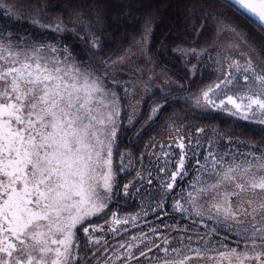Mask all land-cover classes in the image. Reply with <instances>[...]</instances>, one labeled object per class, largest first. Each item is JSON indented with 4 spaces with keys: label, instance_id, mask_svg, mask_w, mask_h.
<instances>
[{
    "label": "snow or ice",
    "instance_id": "1",
    "mask_svg": "<svg viewBox=\"0 0 264 264\" xmlns=\"http://www.w3.org/2000/svg\"><path fill=\"white\" fill-rule=\"evenodd\" d=\"M225 2L258 20L264 33V0ZM84 8L81 4L71 14L69 27L60 17L46 20V4L0 0V264H264V143L228 137L230 144L247 151L237 148L221 154L209 141L206 154L192 150L190 159L192 141L169 123L175 133L169 139L179 149L178 159L172 164L170 153L160 145L164 162L158 166L163 174L159 191L145 195L154 199L153 211L164 210L167 196L189 175L194 160L197 175L172 207L194 224L203 223L205 231L194 229L190 234L191 225L165 224L175 236L153 228L152 236L141 233L112 248L106 234L135 223L139 214L121 217L112 212L105 220L107 228L92 222L107 215L105 210L119 191V174L126 170L123 161L131 155L119 152L122 166H115L118 141L128 130L124 109L129 110L127 124L134 128L143 115L139 105L144 99L135 98L136 88L148 94L153 87V76L137 77L121 95L118 73L129 66L133 74L143 73L140 61L155 64L150 48L155 20L145 17L139 36H133L113 59L106 52L107 14L102 0H95L87 11ZM209 23L217 34L229 32L236 39L217 51L218 76L193 97L194 106L258 124L264 139V35L259 45L253 43L208 0H192L172 31L178 37L202 33ZM52 34H58L55 43ZM207 51L181 43L172 49L178 57L198 61ZM148 71L154 74V68ZM161 75L171 82L166 73ZM170 91L160 88L161 99L153 100L145 123L158 118L169 103ZM196 132L205 129L197 127ZM147 175V184H153L152 173ZM137 177L145 179L141 172ZM132 187L140 193L143 185L125 183L124 196L132 194ZM205 221H211V227ZM230 236L236 238L235 247L226 243Z\"/></svg>",
    "mask_w": 264,
    "mask_h": 264
},
{
    "label": "rangeland",
    "instance_id": "2",
    "mask_svg": "<svg viewBox=\"0 0 264 264\" xmlns=\"http://www.w3.org/2000/svg\"><path fill=\"white\" fill-rule=\"evenodd\" d=\"M226 22L231 21L226 19ZM234 25V24H233ZM25 27H31V25L25 24ZM239 31V30H238ZM203 35L202 43H200V46L197 45V42H194L196 37L192 38L193 40L184 43L181 46L183 47H191V48H207L208 51L204 54L202 59L199 61L195 58H184V57H178V54L173 53L172 49L176 46V40L167 42L163 47V52L165 57L172 62L173 64L177 65L181 70L172 69L169 71H165L163 69H160L157 67L156 64L154 65H146L143 61H140V67L144 69L143 73L141 72H135L132 73L131 66H129L128 69L121 71L118 73V75L121 78V85L119 88V91L121 95H123V87L127 86L129 89L132 88V81L135 80L137 77H142L143 79H148L149 76H153L152 80V89L151 93L145 94L142 87L136 88V99H139L140 96H143L144 99L141 101L139 108L143 109L145 102L147 101V98L152 95V93L155 94H161L160 88L163 87L165 89H171L169 93L170 99H178L183 100V102L187 103L189 106H192L196 108L199 111L207 112V111H214L218 112L222 115H226L228 117H232L227 112L224 111H218L215 109H210L207 111H204L200 108H197L194 106V99L193 97L199 93V91L204 88L206 85L211 84L216 77L218 76V72L216 70V65L214 63V60L216 58L217 51L220 50V48L225 47L227 45V42L229 41H235V37L232 36L229 32H224L221 34H216L213 38V40H209L210 31L209 30H203L201 33ZM52 36H56L55 34H52ZM174 38H178L177 34H174ZM186 36H183L182 38H185ZM183 41V40H182ZM54 43V42H53ZM213 43H216L219 47L213 49L211 45ZM211 57V59L209 58ZM193 65H196V68L193 69ZM148 68H154V74L152 72L148 71ZM164 72L167 74L168 77L171 78L170 83L165 82V77L161 75V73ZM186 81L185 84L183 81ZM123 81H128L127 85L123 83ZM181 86L182 89L181 90ZM153 105V102H150V106ZM151 108H149L147 115L150 113ZM129 110L127 108L124 109V124H127V112ZM140 115L137 117L139 119ZM237 119L238 121L249 123L247 121L240 120L236 117H232ZM148 122V121H147ZM145 123V122H144ZM169 123H174L176 127H179L181 129V134H183L186 137V140H191L192 143L190 145L189 150V158H192V150L201 151L208 149L209 141L213 142V149L218 150L221 154H223L225 151L230 152H236L237 148H239L240 152H245L247 149L245 147H242L237 144H230L228 142V137H231L232 140H242L241 137H237V135H229L226 132H222L221 129L219 130L216 127H209L202 124H195L193 122H188L183 119L178 120H172L169 121ZM168 124L159 130L154 136L147 142L145 147L141 150L140 154L137 156L138 162L135 163L136 166L134 169L131 170H125L130 172L131 175L128 177L127 181L128 183L131 181L132 184L136 185V187H140L143 185L142 191L140 193L136 192V188L132 187L130 189L131 193L128 196H124L123 193V185L120 183V174H119V191L113 198V203L110 205L109 209H106L105 212L107 215L101 214L99 217L92 218V222L94 224L103 225L105 228L108 227V225L105 224V220H109L112 216V212H117L121 217H126L130 215H137L139 214V219L135 221V223H129L124 225L120 228L119 232L112 233L108 232L106 234V239L108 240V244L112 247H118L119 243H122L126 240H130L132 236H139L141 233H146L149 236H152L153 234L150 232V229H157L159 232H168L171 235L175 236L176 232L173 231L172 227L165 228V224L170 226H177L179 228H185L189 227L190 225L192 227L189 228V233L194 234V229H198L201 233L205 231L204 224L203 223H193V219H185L184 216L186 214H181L179 212L173 211V200L175 198H179L178 194L182 193V189L184 191V195H186V190L189 188L191 182L194 180V178L197 175L196 172V165L195 161H192V164L188 168L189 175L182 180H179L177 182V185L175 187V190L170 193L166 198V205L167 207L164 210L157 209L156 211H153V208H155V202L154 199L150 200L147 195H145L146 192L151 193H157L159 191V184L160 179L163 177L162 173H159L158 166L160 164H163L164 157L162 155V150L160 145H164V151H168L170 153V159L172 161V164L175 163V161L178 159V153L179 149L176 147V145L173 143L171 139H169L170 136H174V130L168 127ZM252 124V123H250ZM143 125V123H142ZM256 126H260L258 124H253ZM202 127L205 129L204 133H197L196 128ZM261 127V126H260ZM215 130V131H214ZM197 140L199 141V147H197ZM155 144V147H152L151 144ZM261 144V143H260ZM171 145L169 148L168 146ZM119 152H129L126 150L119 149L116 155L114 156V164L117 168L121 167V160L119 156ZM150 153H155V155H150ZM159 157V160H158ZM135 156L128 155L125 157L123 161V166L127 167V162L131 161L132 164H134ZM230 159L231 157H227ZM201 160H203V156L200 157ZM172 164L169 165V168H172ZM122 172V173H125ZM137 172H141L142 175H144L145 179L140 180L139 177H137ZM151 172V179L153 180V184L148 185L147 180L149 179L147 173ZM206 178V177H205ZM158 198V197H155ZM149 204L152 205V207H149ZM144 209V212H141V209ZM146 212V214H144ZM162 212H167L168 215L164 216ZM163 221V223H162ZM204 223H207L209 227H211L212 222L211 221H205ZM103 235V234H102ZM225 234L221 233V238H223ZM153 239H156L155 236H153ZM236 238L234 236H230L226 243L230 244L231 246H236ZM159 243V240H157ZM241 247L243 245L241 244Z\"/></svg>",
    "mask_w": 264,
    "mask_h": 264
},
{
    "label": "trees",
    "instance_id": "3",
    "mask_svg": "<svg viewBox=\"0 0 264 264\" xmlns=\"http://www.w3.org/2000/svg\"><path fill=\"white\" fill-rule=\"evenodd\" d=\"M9 2H15V0H9ZM21 2L26 3L27 0H21ZM30 2L33 5L43 6L46 4L48 6L49 14L45 17L46 20L52 21L60 17L71 27V14L79 10L81 4L85 5L84 10L87 11L88 8L94 5L95 0H30ZM208 2L212 5L214 11L219 12L221 16L238 26L239 31L245 33L253 43L259 45L260 37L264 33L261 32V27L255 21L233 7H229L225 0H208ZM191 3L192 0H102V8L107 14L106 52L115 59L128 46L133 36H139V29L145 17L151 15L155 20V25L150 38V48L155 64L158 68L169 72L173 68L181 70L165 57L163 47L167 42L174 40H176L175 46H177V43L182 45L192 41L194 37L197 38L194 40L197 45L200 46V43L203 42V35L197 32H192L185 38H174V34L177 33L172 29L175 26L177 17ZM207 6L206 3L205 7ZM204 30L210 31L208 41L213 40L217 34L215 26L211 23ZM55 35L52 36V43H55L56 39L59 38L58 34ZM79 47H83V45H79ZM182 81L185 84L186 81ZM160 99L161 94L151 95L147 98L142 109L143 115L139 117L140 123H136L134 128L124 124V127L128 130L121 133L118 141L119 149L129 151L131 155L136 157L134 164L127 162L126 170L134 169L135 163L138 162L137 156L147 142L172 120L183 119L198 125L216 127L229 135H237L245 141H254L257 144L264 143L260 126L244 123L214 111H199L183 102V100L178 99L169 98V103L159 113L158 118L144 123L147 120L148 110L152 107L150 102H153V100L160 101ZM130 175L131 173L128 171L121 173L120 183L122 185L128 183L127 179Z\"/></svg>",
    "mask_w": 264,
    "mask_h": 264
},
{
    "label": "water",
    "instance_id": "4",
    "mask_svg": "<svg viewBox=\"0 0 264 264\" xmlns=\"http://www.w3.org/2000/svg\"><path fill=\"white\" fill-rule=\"evenodd\" d=\"M247 17H249L250 19H252L253 21H255L259 26H260V22L258 20H256L254 17H251L248 14H245Z\"/></svg>",
    "mask_w": 264,
    "mask_h": 264
}]
</instances>
